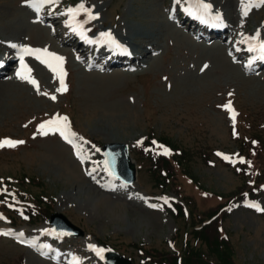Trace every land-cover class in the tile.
I'll list each match as a JSON object with an SVG mask.
<instances>
[{
  "label": "rangeland",
  "instance_id": "1",
  "mask_svg": "<svg viewBox=\"0 0 264 264\" xmlns=\"http://www.w3.org/2000/svg\"><path fill=\"white\" fill-rule=\"evenodd\" d=\"M88 1L89 13L97 17L93 23L102 27L99 29L114 24L111 27L119 26L118 34L122 36L124 32V40L137 49L145 52L147 45H153L155 51L152 55L147 53L146 63L137 72H85L74 63L67 45H63L67 37L60 35L63 30L60 23L51 33L49 28L32 23L37 14L25 0H0V55L8 56L2 42L48 46L64 51L71 64L70 91L63 95L53 75L37 65L31 77L39 80V90L21 78L0 81V134L25 136L17 152L0 151V173L25 167L29 174L50 183L53 210L67 215L85 233L64 240L66 255L71 249L74 253L83 251L90 260L93 253H86V243L96 245L97 238L105 241L110 237L119 252L138 258L131 242L160 248L177 227L180 230L185 227L183 220L173 219L164 209L150 205L145 192L155 190V186L149 185L148 173L141 170L135 185L117 184L116 188L105 189L82 174L68 146L56 133L43 135L36 125L32 134L27 135L25 122L36 119L40 125L44 118L59 115L70 103L81 131L101 142L132 144L152 125L154 130L173 137V141L180 140L187 149L235 150L237 141L229 134L230 115L223 106L235 99L243 117L255 125L252 131L262 133L256 127L264 117V73L245 75L230 62L221 45H205L175 29L166 18L169 0ZM212 1L223 6L220 9L230 22L240 19L233 0ZM263 16L264 9L249 15L244 21L247 34L262 24ZM198 156L192 153L190 160L209 189L225 194L239 184V178L227 166L221 163L207 166ZM0 222L8 224L3 218ZM225 222L237 264H264V193L256 207L251 208L244 201L233 205ZM47 227L45 221L19 229L40 237L50 234ZM19 257L24 264H64L44 259L1 237L0 264H13L12 259ZM66 260L69 262V258ZM132 264H137V260Z\"/></svg>",
  "mask_w": 264,
  "mask_h": 264
},
{
  "label": "trees",
  "instance_id": "2",
  "mask_svg": "<svg viewBox=\"0 0 264 264\" xmlns=\"http://www.w3.org/2000/svg\"><path fill=\"white\" fill-rule=\"evenodd\" d=\"M185 149L186 147L182 145L181 150L185 151ZM208 211L211 217L214 216L215 210L208 208ZM218 221L219 218L215 217L210 223L195 229L196 222L193 219L190 220L191 226L187 228L189 230L187 233H190L192 238L186 237L182 245L180 251L182 264H237L234 245L229 239L230 236L225 233L222 234V231L218 229ZM154 262L157 264H177L176 257L173 255H165L162 260L158 259Z\"/></svg>",
  "mask_w": 264,
  "mask_h": 264
},
{
  "label": "snow or ice",
  "instance_id": "3",
  "mask_svg": "<svg viewBox=\"0 0 264 264\" xmlns=\"http://www.w3.org/2000/svg\"><path fill=\"white\" fill-rule=\"evenodd\" d=\"M25 2L27 4H29L34 10H36L37 12H39L41 10V8L45 5V4H54L57 2V0H25ZM261 3H264V0H260ZM205 7L207 8L208 6L205 5ZM77 11H88L87 9L84 8L83 4H80L76 9L73 8H69L67 10L68 13L75 15ZM246 14V13H245ZM90 18L95 19V16H91ZM102 36H107L110 40L112 39L111 34L110 33H101ZM113 43H115V41H112ZM119 47V45H117ZM12 47H17L16 45H12ZM258 47L261 56L260 59H264V42L259 43L257 46L249 48V51H254L256 50V48ZM24 52L28 53V54H32V53H36L37 55V59H41V55L39 54H43L44 56H48L51 57L53 60L58 61L61 65L63 63V57H59L54 53H49L47 51V49H30V48H24ZM41 62L48 64L49 68H51L54 72H57V67H54L51 63H49L47 60H42ZM21 64H22V68L26 69L28 73L31 72V69L27 68V65L23 64V57L21 56ZM17 75L21 78V79H25L28 80V82L32 83L33 85L37 86V89L39 90L38 87V82L32 78L30 75H25L23 72H18ZM58 75L60 77V83H61V89H58V91L60 90H64L66 91L67 88L64 85V80H63V75H65L62 71V69H60V71L58 72ZM52 99H55V97L53 96ZM223 107H225L231 114H232V118L233 120L235 119V110L231 108V102H229L227 105H224ZM60 121H67V117H53L52 119L42 122L40 125H38V129L42 130V134L43 135H48L49 131L52 132H56L58 131L60 133V135L67 140L69 143H72V140L69 139V136H75L76 133L71 132L70 129L68 128L67 124H60ZM52 125L53 127L48 128L47 126ZM24 143V141H17V140H12L10 138H4L3 140H0V148L3 147H16L19 144ZM167 149L164 150V154H167ZM4 192H7V189H3ZM165 202L167 203V200H165ZM152 207H156V205H151ZM250 207H256V205L251 204L249 205ZM2 218V217H0ZM22 235V233H21ZM89 247L93 248L94 250H96L98 253L102 252V249H97L96 246L94 245H90Z\"/></svg>",
  "mask_w": 264,
  "mask_h": 264
},
{
  "label": "bare ground",
  "instance_id": "4",
  "mask_svg": "<svg viewBox=\"0 0 264 264\" xmlns=\"http://www.w3.org/2000/svg\"><path fill=\"white\" fill-rule=\"evenodd\" d=\"M227 3H228V2H227ZM33 26H34V25H33ZM33 26H32V28L35 27V26H34V27H33ZM37 26H38V25H37ZM172 26H173V25H172ZM175 29H176V27H175ZM177 29H178V28H177ZM33 30H34V29H33ZM178 30H179V29H178ZM35 31H36V30H35ZM33 32H34V31H33ZM133 32L136 33V31H133ZM118 36L121 37L120 34H118ZM201 45H203V44H201ZM148 51H149V49H148ZM139 59H140V60H143L142 58H139ZM12 60H13V59H11V61H12ZM9 70H10L9 67H7V68L5 69V71H6L7 73H9ZM5 71H4V72H5ZM120 71H121V70H120ZM114 149H119V148H118V147L110 148L108 152H110V151H112V150H114ZM108 152H107V153H108ZM107 159H108V158H107ZM110 166H111L112 169H114V170H116V171H120L119 174H121V173H123V168H125L126 163H125V162L123 163V162H119V161H118V163H112Z\"/></svg>",
  "mask_w": 264,
  "mask_h": 264
},
{
  "label": "water",
  "instance_id": "5",
  "mask_svg": "<svg viewBox=\"0 0 264 264\" xmlns=\"http://www.w3.org/2000/svg\"><path fill=\"white\" fill-rule=\"evenodd\" d=\"M121 156H122L123 160H125V163H126V159L124 158V155L122 154ZM107 157H108L109 160H110L109 153H108V156H107ZM105 160H106V164L108 165V163H107V159H105ZM119 162H122V161L119 160ZM108 166H109V165H108ZM130 167H131V170L134 172V167H133L132 165H131ZM63 220H64L65 223H67V221H66L65 219H63ZM111 257H112V258H111ZM110 258H111L112 260L117 261L119 264H124L123 261H122L118 256H113V255H111Z\"/></svg>",
  "mask_w": 264,
  "mask_h": 264
}]
</instances>
